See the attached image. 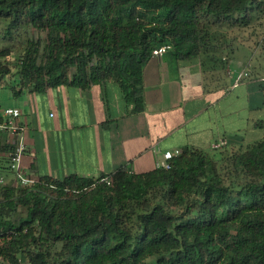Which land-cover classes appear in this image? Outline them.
<instances>
[{"label":"trees","instance_id":"obj_1","mask_svg":"<svg viewBox=\"0 0 264 264\" xmlns=\"http://www.w3.org/2000/svg\"><path fill=\"white\" fill-rule=\"evenodd\" d=\"M3 23V38L23 25L44 37L18 56L0 47V90L113 81L140 113L155 50L189 60L219 49V30L258 37L264 0H0ZM12 149L0 143L3 264H264V137L227 154L188 147L170 169L123 165L31 187L16 183Z\"/></svg>","mask_w":264,"mask_h":264},{"label":"crops","instance_id":"obj_2","mask_svg":"<svg viewBox=\"0 0 264 264\" xmlns=\"http://www.w3.org/2000/svg\"><path fill=\"white\" fill-rule=\"evenodd\" d=\"M236 34L221 36L219 49L193 59L178 60L172 51L152 56L143 69L140 113L113 81L21 95L5 89L11 97L3 94L8 105L0 111L20 108L26 127L22 168L35 178L96 179L123 165L151 171L166 151L214 152L212 144L226 140L217 151L235 152L263 138L264 126L255 123L264 121V45L252 48ZM0 143H10L6 134Z\"/></svg>","mask_w":264,"mask_h":264},{"label":"built area","instance_id":"obj_3","mask_svg":"<svg viewBox=\"0 0 264 264\" xmlns=\"http://www.w3.org/2000/svg\"><path fill=\"white\" fill-rule=\"evenodd\" d=\"M170 46L164 45L153 52V56H162L170 51ZM22 110L18 107H6L0 111V133L6 134L13 145L12 152L10 153L9 168L12 172L16 183L22 187H31L36 184L39 178H35L27 173L22 168V160L27 150V145L24 137L26 127L21 122ZM227 144L226 140H219L212 144L213 150L222 149ZM182 153L181 150L166 151L162 159H157L156 168L170 169V161ZM106 180L111 184L110 179ZM0 183H5V178H0Z\"/></svg>","mask_w":264,"mask_h":264},{"label":"rangeland","instance_id":"obj_4","mask_svg":"<svg viewBox=\"0 0 264 264\" xmlns=\"http://www.w3.org/2000/svg\"><path fill=\"white\" fill-rule=\"evenodd\" d=\"M6 26H7L6 23H3V24L0 25V47L1 46H3V47L4 46L11 47L13 49L12 51H13L15 56L20 55L24 51L29 39H32L34 37L35 38L36 37L37 38L38 37H42V38L44 37V34L36 31L34 28H31V26L23 25V26L19 27V29L16 31V33H14L12 35L11 38H9V39L8 38H3V34H4L3 31H4V28ZM239 31L240 30H238L237 32H239ZM250 31L251 30H248V32H250ZM222 34H224V36H225L226 34H233V32H230V31L226 32L225 30H219V35H218L219 41L222 40L221 36H220ZM257 34H258L259 39H258V37H255V36H249V34H246L245 36H243L245 38V42L250 43L252 48L253 47L255 48V45L257 43H260L262 46L264 45V31L257 30ZM1 36H2V38H1ZM218 42H217V44L221 43V42H219V43ZM261 50L263 52L264 47H262ZM218 52H219V50H218ZM5 89H8V88H2L0 90V107L1 108H3L6 105H8L7 102L5 103V101H3V94H8L11 97L10 91L9 90H5ZM225 154H227V153L225 152ZM218 155H220V154H216V156H218ZM4 171H5L4 169L0 168V178L1 177L5 178V176H2L5 173ZM5 180H6V178H5ZM21 214H22V210L18 209V211L16 212V216H20ZM0 264H3L1 260H0Z\"/></svg>","mask_w":264,"mask_h":264}]
</instances>
